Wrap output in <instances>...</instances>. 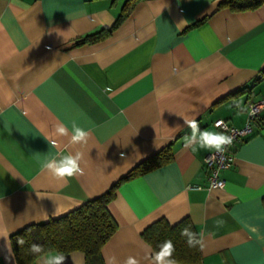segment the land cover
I'll return each mask as SVG.
<instances>
[{
  "label": "crops",
  "instance_id": "crops-1",
  "mask_svg": "<svg viewBox=\"0 0 264 264\" xmlns=\"http://www.w3.org/2000/svg\"><path fill=\"white\" fill-rule=\"evenodd\" d=\"M126 1L0 0V264H18L14 232L100 196L164 148L171 161L118 186L106 264H150L156 251L142 232L162 217H190L205 234L202 264H264V108L222 171L223 188L208 187L213 150L193 152L183 139L185 121L222 132L218 120L243 126L248 103L264 100V4L235 12L222 0H136L116 24ZM102 28L112 31L74 43ZM72 122L90 131L87 144L55 135ZM76 151L85 174L65 181L34 155ZM65 264H85V254Z\"/></svg>",
  "mask_w": 264,
  "mask_h": 264
},
{
  "label": "trees",
  "instance_id": "trees-1",
  "mask_svg": "<svg viewBox=\"0 0 264 264\" xmlns=\"http://www.w3.org/2000/svg\"><path fill=\"white\" fill-rule=\"evenodd\" d=\"M135 2L136 0L126 1L116 24H119L130 13ZM263 4L264 0H222L219 8L241 12L256 9ZM205 20L203 18L188 28L200 25ZM111 31L112 28H102L77 38L74 43L79 45L93 42ZM172 158L170 149L164 148L140 162L100 196L86 200L63 215L44 222L30 223L14 232L11 235V244L18 264L34 263L39 254L30 252L29 249L33 243L42 245L45 251H60L65 255L73 251H82L85 254V264H106L103 247L119 225L109 206L116 195L118 186L124 180L153 170L171 161ZM185 227L200 234L190 217H185L175 224L169 223L163 217L159 218L148 225L142 234L152 244L155 251H159L158 246L165 240H171L175 245L174 258L178 264H202V251L199 246L189 247L187 238L181 235ZM18 239H23L25 243L19 245Z\"/></svg>",
  "mask_w": 264,
  "mask_h": 264
},
{
  "label": "clouds",
  "instance_id": "clouds-1",
  "mask_svg": "<svg viewBox=\"0 0 264 264\" xmlns=\"http://www.w3.org/2000/svg\"><path fill=\"white\" fill-rule=\"evenodd\" d=\"M187 24V20H181L178 25ZM111 91V89H106ZM237 108L240 105H236ZM253 115L255 113H252ZM191 129L190 135H186L184 139V147L186 149L191 148L193 152L199 149L215 150V152L222 153L230 147L234 140V135H229L226 132L210 131L208 129H201L196 120L185 121ZM222 121H218L216 127H221ZM177 127H179L177 125ZM226 127V126H225ZM55 135L57 137H70V143L73 145L87 144L90 137V131L83 127H80L75 122L71 124V131L64 123H58L55 125ZM53 147H58L57 141L53 139L51 141ZM35 158L40 163L42 170L49 172L52 177L65 181L71 178L83 176L85 174V167L82 166L83 154L79 151L75 153L68 152L67 154L60 153L58 156L52 155L41 159L40 153H35ZM213 188H223L222 183L212 186ZM181 235L187 238V244L189 247H197L201 250L205 248V234L194 233L190 228L185 227ZM5 247L10 248V242L7 237L4 236ZM17 243L23 245L25 241L18 239ZM159 251L154 252L150 258V264H177V260L174 258L175 245L171 240H165L159 246ZM30 252L38 255V264H65L66 255L60 251L48 250L45 251L44 247L39 244L33 243L30 246ZM107 264H118L116 258L109 257ZM124 264H139L138 260L129 256Z\"/></svg>",
  "mask_w": 264,
  "mask_h": 264
},
{
  "label": "built area",
  "instance_id": "built-area-1",
  "mask_svg": "<svg viewBox=\"0 0 264 264\" xmlns=\"http://www.w3.org/2000/svg\"><path fill=\"white\" fill-rule=\"evenodd\" d=\"M263 108L264 100L250 101L248 103V119L243 126L231 125L224 119L218 120L223 122L221 127H219L220 130L222 132H226L229 135H234V140L232 145L230 147H227L226 151L218 153L213 150L212 152L207 154L205 162L209 169L208 187H212L214 184L218 185L220 183L225 186L226 179L223 177L222 171L225 168L231 166L234 155V148L237 146V143L254 131L258 122L257 120L260 116V112ZM252 113L255 114L253 115ZM198 187L201 188L203 186L198 185Z\"/></svg>",
  "mask_w": 264,
  "mask_h": 264
}]
</instances>
